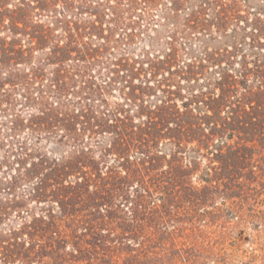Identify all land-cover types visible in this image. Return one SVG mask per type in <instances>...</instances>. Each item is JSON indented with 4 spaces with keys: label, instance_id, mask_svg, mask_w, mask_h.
Returning <instances> with one entry per match:
<instances>
[{
    "label": "rangeland",
    "instance_id": "1",
    "mask_svg": "<svg viewBox=\"0 0 264 264\" xmlns=\"http://www.w3.org/2000/svg\"><path fill=\"white\" fill-rule=\"evenodd\" d=\"M172 1L31 0L29 26L48 32L50 41L29 51L25 35L2 34L9 42L17 40L27 52L18 64L0 70V212L7 213L0 218V264H22L16 258L6 261L4 253H19L24 245L38 255L32 264H264V153L251 143L248 146L255 154L240 181L242 189H202L201 170L208 162L197 156L199 170L186 177V188L168 186L157 191V174L168 171L174 152L164 139L157 149L166 161L161 169L145 176L152 187L151 199H145L150 204L134 209L132 203L114 196L109 219L89 216L99 239L69 222L62 224V233L87 235L81 239H23L19 235L33 217L44 216L46 210L57 211L56 205L37 201L30 194L33 181L25 175L38 159L26 157L23 148L27 153L38 148L47 158L60 160L80 149L64 138L63 130L37 135L31 127V119L40 115L39 88L49 91L58 69L67 72L65 81L70 83V92L63 99L73 103L69 111L78 114L81 104L87 103L102 118L103 113L122 109L141 125L146 121L141 108L153 109L169 99L181 107L184 101L190 102L192 94L212 88L210 82L223 69L235 73L244 62L252 67L264 61V0H207L228 6L236 3L238 16L228 13L230 17L220 27L211 9L201 16L202 26L189 25L203 0H186L177 12L171 10ZM6 4L11 9L19 0ZM56 45L72 51L60 63L52 59ZM189 66L203 75L194 80L185 76ZM38 70L43 80H34L30 93L24 86L12 85L14 75L31 77ZM27 97L34 102L26 101ZM45 97L53 107L63 104L56 94ZM17 123L21 128L14 131ZM80 128L78 125L82 148L92 152L103 171L115 166L113 156L103 158L104 149L111 144L110 134L94 137ZM191 157L193 152H186L178 165L186 168ZM137 190L138 183H130L126 197L135 200ZM89 214L75 216L82 219Z\"/></svg>",
    "mask_w": 264,
    "mask_h": 264
},
{
    "label": "trees",
    "instance_id": "2",
    "mask_svg": "<svg viewBox=\"0 0 264 264\" xmlns=\"http://www.w3.org/2000/svg\"><path fill=\"white\" fill-rule=\"evenodd\" d=\"M29 1L31 0H19V5L9 9L7 0H0V70L15 66L23 60L27 52L17 40L9 42L3 38L4 32H9L12 36L25 35L30 42L29 51L45 46L50 41L48 32H38L36 27L29 26ZM143 1L153 3L154 0ZM187 2L174 0L171 2V10H182ZM128 3L130 4V1ZM200 3V9L193 11L191 19L188 20L189 25L202 26L200 18L205 16L207 9L213 11L219 27L230 17L228 13L231 15L232 12L231 16H238L234 2L229 6L217 1L203 0ZM68 48L54 46L52 59L58 60L59 63L65 60L68 54L72 53ZM173 60L175 59L170 58V61ZM63 73L64 76L61 75ZM183 73L190 79L203 75L202 71H194L190 66ZM43 77L41 70L34 72L31 77L16 74L12 85L24 86L30 93L33 81L43 80ZM66 78L67 72L58 69L56 77L48 86L49 91L39 88L40 115L34 116L30 123L37 135H53L63 130L66 133L64 138L69 139L81 150L77 149L69 159L60 160L47 158L38 148L33 149L31 153H27L28 149L23 148L26 157L38 159V163L27 170L25 175V179L33 181L30 194L37 201L51 203L57 207V211L46 210L44 216L33 217L25 223L19 231L23 239H81L87 235L72 237L62 233V224L68 222L98 238L100 235L93 231L94 220H90L89 216L97 214L98 220L109 219V209L114 205V196L132 203L134 209L147 207L150 203L145 199H151L153 194L145 176L149 177L161 169L160 164L166 161L157 149L161 140L168 139L174 152L171 153L168 171L157 174L160 181L156 190L159 192L167 190L168 186L186 188V177L199 170L197 156L205 158L208 162L205 169L201 170L200 180L205 184L202 189H242L240 181L245 177L249 168L248 162L255 154L248 145L251 143L260 148V154L264 153V61L256 62L252 67L244 62L241 69L235 73L223 69L220 76L210 82L212 88L192 94L190 102L184 101L181 107L169 99L153 109L141 108V113L146 114V121L141 125L135 124L122 109H117L110 115L103 113L102 118H99L97 111L87 103L81 104L78 114L69 111V106L73 103L63 101L70 92V83L65 81ZM47 93L56 94L57 98L63 101L60 108L45 101ZM169 94L174 95L172 92ZM26 101L34 102V99L27 97ZM78 125L81 127L80 132H88L94 137L102 133L110 134L111 144L104 149L103 158L113 156L117 162L115 166L103 171L92 152L82 148ZM13 126L14 131L21 128L19 123ZM39 139L37 137V140ZM193 143L195 147L191 149L189 145ZM189 151L193 152V157L183 169L178 163L183 161ZM71 178L74 180L71 181ZM132 182L138 183L139 190L136 199L130 201L125 193ZM85 211L90 214L76 219V213ZM6 214L0 212V218ZM125 234L129 236L131 232L127 231ZM37 257L35 249L25 245L21 246L19 253H4L6 261L16 258L21 260L22 264H32ZM61 261L67 263L65 259Z\"/></svg>",
    "mask_w": 264,
    "mask_h": 264
}]
</instances>
